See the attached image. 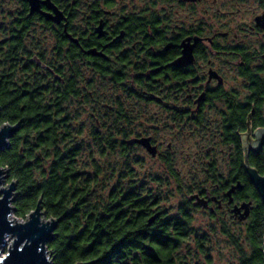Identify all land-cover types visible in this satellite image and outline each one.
I'll use <instances>...</instances> for the list:
<instances>
[{"label": "flooded vegetation", "instance_id": "obj_1", "mask_svg": "<svg viewBox=\"0 0 264 264\" xmlns=\"http://www.w3.org/2000/svg\"><path fill=\"white\" fill-rule=\"evenodd\" d=\"M0 50L13 74L71 73L76 122L122 141L140 199L174 198L176 170L209 231L264 206L247 170L264 175V0H0Z\"/></svg>", "mask_w": 264, "mask_h": 264}, {"label": "trees", "instance_id": "obj_2", "mask_svg": "<svg viewBox=\"0 0 264 264\" xmlns=\"http://www.w3.org/2000/svg\"><path fill=\"white\" fill-rule=\"evenodd\" d=\"M9 57L0 50V126L20 122V129L10 148L0 152V167L9 168V181L17 182V218L26 219L41 200L47 218L60 219L48 245L53 264H176V259L201 264L203 256L210 262L207 243L212 236L195 228L196 213L185 197L195 184L187 186L174 170L176 211L150 222L152 208L158 205L164 212L172 198L157 201L147 191L148 197L140 199L135 185L122 187L124 170L135 179L132 165L118 155L123 143L81 131L85 120L76 121L85 111L75 110L71 73L59 87L49 73L34 72L29 60L21 69L14 65L13 74ZM240 224L239 234L223 221L221 230L210 235L220 232L230 238L238 249V264H264V206ZM185 247L188 252L182 253Z\"/></svg>", "mask_w": 264, "mask_h": 264}, {"label": "water", "instance_id": "obj_3", "mask_svg": "<svg viewBox=\"0 0 264 264\" xmlns=\"http://www.w3.org/2000/svg\"><path fill=\"white\" fill-rule=\"evenodd\" d=\"M34 8V2H32ZM20 129V122L15 124L6 122L0 126V152L10 148V139ZM130 142H140L146 145L152 153L155 149L149 144V139H132ZM252 183L258 189L264 202V175L248 166ZM10 170L7 167H0V264H53V258L49 252V243L55 238V231L60 219L47 218V213L42 210L41 200L36 208L32 210L22 221L16 216L11 218L16 210L15 201L17 198V182L9 181ZM203 200L199 199L202 203ZM246 206V211L240 216L245 220L250 215V210ZM157 214L149 221L153 222ZM14 238L12 244L4 255L3 249L7 244V239ZM96 260L80 261L76 264H96Z\"/></svg>", "mask_w": 264, "mask_h": 264}, {"label": "rangeland", "instance_id": "obj_4", "mask_svg": "<svg viewBox=\"0 0 264 264\" xmlns=\"http://www.w3.org/2000/svg\"><path fill=\"white\" fill-rule=\"evenodd\" d=\"M176 205H178V199L177 198H172L169 202L166 203V206L174 208V211H176ZM12 219L15 218V215L12 214L11 216ZM195 228H198V232H206L209 233V236H212L210 241H208V254H210V262L205 261V257L199 258L200 261L202 262L201 264H238V249L233 244L228 236H224L223 234H220V232L216 233L215 235H210V231L206 229L205 225L208 222V219L202 215L201 213L195 214ZM21 221L23 220L22 218H18ZM238 234L239 230L242 227V224L238 226ZM14 238L10 236L7 239V244L3 249L4 255L7 253L8 248L12 244ZM193 246H194V237L191 236L189 240ZM190 245V244H189ZM181 252H187L186 247L181 250Z\"/></svg>", "mask_w": 264, "mask_h": 264}]
</instances>
